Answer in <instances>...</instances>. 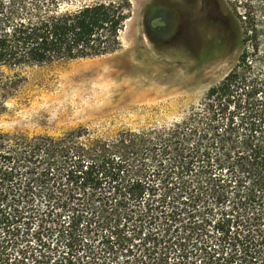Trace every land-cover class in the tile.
I'll use <instances>...</instances> for the list:
<instances>
[{
    "label": "trees",
    "instance_id": "16d2710c",
    "mask_svg": "<svg viewBox=\"0 0 264 264\" xmlns=\"http://www.w3.org/2000/svg\"><path fill=\"white\" fill-rule=\"evenodd\" d=\"M71 1L0 0V112L22 82L15 71L120 48L130 0ZM228 4L241 51L200 115L88 144L79 131L0 133V264H190L191 251L264 264L250 220L264 208V0ZM149 182L165 189L168 224L136 249L122 221L148 209Z\"/></svg>",
    "mask_w": 264,
    "mask_h": 264
},
{
    "label": "rangeland",
    "instance_id": "374dc122",
    "mask_svg": "<svg viewBox=\"0 0 264 264\" xmlns=\"http://www.w3.org/2000/svg\"><path fill=\"white\" fill-rule=\"evenodd\" d=\"M94 1L72 0L69 6ZM130 2L118 50L15 71L22 82L0 112V133L60 139L79 131L80 141L88 144L111 140L123 131L171 129L203 112L207 91L231 70L241 51L228 0H203L196 6L182 3L193 9L184 17L185 28L176 25L177 0ZM96 63L94 73L90 65ZM157 185L149 182L155 202L150 201L141 217L122 221V230L132 235L136 249L139 242H152L168 224L169 207L157 202L165 189ZM207 212L212 217L216 209ZM251 215L253 237L264 239V208L256 206ZM100 227L97 235L103 233ZM186 255L190 264L213 261L212 252Z\"/></svg>",
    "mask_w": 264,
    "mask_h": 264
},
{
    "label": "flooded vegetation",
    "instance_id": "af4514ba",
    "mask_svg": "<svg viewBox=\"0 0 264 264\" xmlns=\"http://www.w3.org/2000/svg\"><path fill=\"white\" fill-rule=\"evenodd\" d=\"M191 2L192 5L196 6L197 3L202 4L203 0H177V3L174 5L175 21H176V25L179 28H185L188 25V22L185 21L184 17L188 13V10H190L183 7L182 3H184L185 6L186 4H190ZM190 11L193 12V9H191Z\"/></svg>",
    "mask_w": 264,
    "mask_h": 264
},
{
    "label": "bare ground",
    "instance_id": "6f19581e",
    "mask_svg": "<svg viewBox=\"0 0 264 264\" xmlns=\"http://www.w3.org/2000/svg\"><path fill=\"white\" fill-rule=\"evenodd\" d=\"M90 66H92L94 69V73H96L97 72V70H98V67H99V65H98V63H96V64H91ZM145 95V94H144ZM148 95V94H147Z\"/></svg>",
    "mask_w": 264,
    "mask_h": 264
}]
</instances>
